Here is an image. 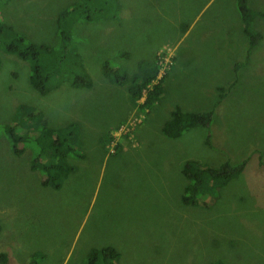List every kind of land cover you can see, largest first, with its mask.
Wrapping results in <instances>:
<instances>
[{
	"label": "rangeland",
	"instance_id": "1",
	"mask_svg": "<svg viewBox=\"0 0 264 264\" xmlns=\"http://www.w3.org/2000/svg\"><path fill=\"white\" fill-rule=\"evenodd\" d=\"M76 2L5 5V19L15 31L28 22L33 41L52 42L37 67L47 71L51 60L53 69L72 67L93 83L78 87L54 77L52 90L40 95L29 83L30 61L0 50V124L35 110L46 125L69 127L74 136L64 157L73 171L53 188L32 170V149L15 154L0 130V252L7 254L6 264H81L90 249L107 246L119 251L117 264H264V206L258 204H264V17L245 12L249 25L241 23L238 31L239 0H98L88 5L89 12L56 19L60 8ZM245 2L264 10V0ZM242 26L259 34L249 56L247 35L246 45L229 48ZM64 33L66 48L54 37ZM163 50L175 57L161 84L164 93L148 111L147 89L133 100L126 86L133 76L139 83L152 73L156 66L139 68L152 60L158 69L151 89L162 76ZM74 56L78 63L67 60ZM237 56L251 57L248 65L237 62L244 82L216 103L209 128L166 137L161 127L171 111L196 112L214 103L216 86L228 87L233 78L231 60ZM104 63L119 67L128 83L104 77ZM252 89L262 90L260 104ZM31 135L38 136V129ZM242 158L246 165L238 175L224 167L233 173L221 188L215 180L228 173L208 175L195 194L197 206L181 201L185 182L172 184L185 160L220 167Z\"/></svg>",
	"mask_w": 264,
	"mask_h": 264
},
{
	"label": "trees",
	"instance_id": "2",
	"mask_svg": "<svg viewBox=\"0 0 264 264\" xmlns=\"http://www.w3.org/2000/svg\"><path fill=\"white\" fill-rule=\"evenodd\" d=\"M8 1L9 0H0V50L5 54L14 56L23 61H30L31 74L29 82L32 85L33 90L40 95H46L52 90L54 84L57 82L59 83L64 79L71 80L70 84L72 86L91 87L93 84L92 81L87 79L83 73H78L77 71L71 69L72 67L68 68V70L65 69L64 72H61L64 67H60L59 65L56 69H53L55 63L51 60H49L50 67L47 71H44L41 66H36L38 57L50 54L49 49L52 47V42L33 41L32 37L26 31L25 23H23V25H17V29L21 32L15 31L13 29V25L5 19V5ZM94 1L98 0H78V2L72 4L71 6L68 5L62 7L58 10V17L56 19L63 20L70 12L79 14L89 12L88 5L95 6ZM74 5L75 7H73ZM59 6L60 4L57 5V8H59ZM237 9L242 23L245 25H249V19L245 16V12H251L254 15L260 14L264 17V10H251L247 6L245 0H239ZM242 28V34L244 35L245 40L246 35L248 36L247 50L249 56L250 52L255 47V39L259 37V34L255 31H249L245 28V26H242ZM6 33L11 34L12 37L5 38ZM66 36V33L54 36L56 41H58L63 48H66L69 45L63 41ZM65 52L67 51L65 50ZM67 60H74L78 63L77 56L71 57ZM150 65L156 66L152 69V73L147 71V74L141 78L139 83V77L135 75L130 81L132 85L126 86L128 94L133 100H138L143 95V91L147 89L143 105L148 108V111L150 110L149 108H151L153 104L159 100L160 96L163 95L164 89H162L161 84L167 76L166 73L157 83L152 85L151 89H149L148 85L157 75L158 65H155V62L152 60H149L144 64L140 63L139 65L140 69H149ZM101 68L103 76L108 78L110 81L118 85H125L128 83L129 76L125 72L121 73V69L119 67L110 68L107 63H104ZM36 75L39 76L37 82ZM54 77H59L57 82H52L50 80ZM211 80L212 79L207 81V87L210 85ZM234 82H232L231 85H233ZM215 90L216 93L214 95V103L209 104L204 110L184 113L180 110V108H176L174 111H171L169 119L165 120L161 127L163 134L168 138L175 139L181 137L185 131H188L195 126H204L209 128L212 121V112L214 111L216 103H219L217 99L228 94V89H226L223 85H217ZM259 91H261V93L260 96L258 95V99H256L257 104H260L262 97V90L258 89V92ZM23 108H25V105L20 104L19 109ZM28 109L32 110V107L28 106ZM41 116L42 113L40 112L35 110L30 111L28 114L22 115L18 121L11 119L10 121L1 123L0 130L5 133L7 144L15 154H23L26 147H30L32 149V156L30 159L31 167L33 168L32 170H37L41 173L43 185L59 188L68 174L73 171L71 170V166H69L65 161L64 157L66 156L67 151L70 148H73L70 144H68V141L73 140L74 136L72 135L71 130L68 131L69 127L55 130L52 125H46L41 120ZM71 126L75 128V125ZM18 127L23 129L22 133L17 131ZM34 129H38V136L31 135V132ZM53 133L55 137L51 139L50 134ZM206 144L210 145V133L207 135ZM227 165L232 166L235 175H238L244 169L246 161L242 158L240 162H236L235 165L230 164V162H226L220 167H211L203 166L197 161L185 160L181 169L178 171V175L172 182V184L178 183L179 180L185 182L184 189L181 191V201L185 205L197 206L201 204V202L198 203V197H196L195 194L198 190L201 191L205 179L207 181L210 180L208 175L216 178L223 173H228V175L222 177L220 176L215 180L220 188L226 184L233 173L232 171L228 172L224 170V167ZM258 204L264 206L262 203ZM119 258L120 253L114 247L107 246L100 249L92 248L89 250L85 260L81 264H117ZM7 260V254L5 252H0V264H6ZM221 263L222 262L220 261H216L211 264Z\"/></svg>",
	"mask_w": 264,
	"mask_h": 264
},
{
	"label": "clouds",
	"instance_id": "3",
	"mask_svg": "<svg viewBox=\"0 0 264 264\" xmlns=\"http://www.w3.org/2000/svg\"><path fill=\"white\" fill-rule=\"evenodd\" d=\"M74 4V3H72ZM72 4H70L69 6H71ZM65 6H68V5H65ZM64 6V7H65ZM237 7H238V2H237ZM237 7H235L237 9ZM252 10V9H251ZM256 11V10H255ZM237 13H238V9H237ZM239 14V13H238ZM58 17V16H57ZM53 21H55V19H53ZM26 25H28V22H24ZM242 23V20H241V17H240V21H238V31L241 27V24ZM242 45H246V40H245V37L244 35L242 34V32H239L238 33V39L236 40H233L232 41V44L230 45V50L233 51L235 49V47H241ZM175 57V54L172 55L171 54V51H168V53H165V50H163V52L159 55L158 57V60H159V64L161 65L160 68H159V73L162 74L161 78L167 73V76H168V69L170 68L171 64H172V58ZM231 61H234L233 65L231 66V75H232V80L231 82H229L228 84V87H226V89H228V93H229V90L231 89H241V85L243 84L244 82V75H243V70L241 71V73L239 74V71H240V66H238L236 63L237 62H241V63H244L245 65H248L250 62H251V57H247V58H242L240 59L238 56L235 57V59L231 60ZM223 71V70H222ZM166 76V77H167ZM165 80V79H164ZM235 81V82H234ZM233 83V85H231V83ZM30 83V82H29ZM240 84V85H239ZM257 84H258V80H257ZM219 85H223V84H219ZM238 85V87H237ZM259 85V84H258ZM225 86V85H223ZM256 92V96L255 98L258 96V89H252ZM228 95V94H227ZM226 95V96H227ZM219 97L217 100L219 101V104L221 103V101L226 97ZM257 99V98H256ZM252 102V101H251ZM253 103V102H252ZM116 148H118V145L116 146ZM115 148V149H116ZM72 168V166H71ZM205 181H207L205 179ZM209 182V181H207Z\"/></svg>",
	"mask_w": 264,
	"mask_h": 264
},
{
	"label": "crops",
	"instance_id": "4",
	"mask_svg": "<svg viewBox=\"0 0 264 264\" xmlns=\"http://www.w3.org/2000/svg\"><path fill=\"white\" fill-rule=\"evenodd\" d=\"M181 32V31H180ZM186 32V31H185ZM185 32H181L182 34H184ZM224 50H225V44H222V48H221V50H220V52L221 53H223L224 52ZM167 78V77H166Z\"/></svg>",
	"mask_w": 264,
	"mask_h": 264
},
{
	"label": "flooded vegetation",
	"instance_id": "5",
	"mask_svg": "<svg viewBox=\"0 0 264 264\" xmlns=\"http://www.w3.org/2000/svg\"><path fill=\"white\" fill-rule=\"evenodd\" d=\"M238 16H239V20L238 21H240V15L238 14ZM143 92H145V91H143Z\"/></svg>",
	"mask_w": 264,
	"mask_h": 264
}]
</instances>
